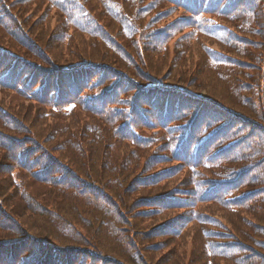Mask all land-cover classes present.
<instances>
[{
    "label": "trees",
    "instance_id": "obj_1",
    "mask_svg": "<svg viewBox=\"0 0 264 264\" xmlns=\"http://www.w3.org/2000/svg\"><path fill=\"white\" fill-rule=\"evenodd\" d=\"M86 1L26 0L25 2V0H13L12 7L8 0H0L2 28L7 29L8 34L15 38L22 50L29 51L35 57L45 58L48 61L45 64L33 61L27 55L15 51L13 47H7L0 39V92L9 89L17 96H19L17 92H20L22 94L19 97L26 99L25 101L30 104V107L26 109L18 106L17 113L24 118L17 117L19 118L17 123L11 127L12 132L15 129L22 137L26 135L27 137L24 138L26 142L23 139L13 138V144L5 141L2 143L1 137L10 135L0 131V150H5L7 147L6 153L0 152V158L3 154L13 152V161L15 162V158L18 160L13 168L16 172L15 176L22 183L23 191L20 196L23 199L16 202L14 213L20 216L26 224L29 216L39 215L45 220L43 227H47V230L38 228L41 233L43 231L46 233L45 237H38L14 216L0 215V228L9 229L10 233V237L0 238V264H88L89 257L104 263L110 262L107 258L111 257L113 264H120V260L115 257L116 252L121 253L119 240H117L118 243L113 239L109 240L108 245L102 247L103 242L98 243L99 232H97L92 237H95V243L102 250L97 246H87L88 240L83 239L84 232L80 229L86 216L80 217L79 221L76 220L80 211L79 201L84 195H89V198L93 196L94 187L85 182L89 179L105 186L121 202H126L125 192L122 190L119 192V188H114V186L124 185L123 182H129V185H132L135 181L133 177L138 172L136 170H140V167L141 170L147 167L144 161L142 164L145 165L139 166L137 160L141 159L139 153L142 149L146 150L148 144L153 143L150 135L152 132L145 134L143 126L153 123L150 118L152 107L157 115L162 114L163 122H170L176 117L178 121H188L187 125L190 123L184 136L181 137L182 148L180 144L177 147L175 145L176 149L173 153L175 157L187 163L196 159L193 154L189 153L191 149L195 150L194 153H198L197 160L206 162L207 156L212 152L210 150L214 149L212 156L218 157L226 150L233 152L237 146V143L227 144L226 138H222L224 131L231 126L228 123L210 135H207L209 129L202 124L206 116H216L218 113L211 114V112H220L221 108H224L222 105L215 102L212 97H207L208 100H197L193 93L186 91L183 87L163 84L151 77L148 83L137 81L129 72L132 67L131 62H133L131 58L139 53L145 58L144 54L151 48L160 59L163 60L167 54H170L174 61L180 53L188 54L194 51L191 45L201 46L197 52L202 58H207L209 67L213 71H208V73L215 76L219 82L228 80L234 84V80H230L232 75L229 71L235 76H240L241 72L228 67L225 62L232 64L231 55H224L225 53L220 52L215 45L232 50L237 55L246 54L250 58L247 64L255 66L254 61H259L261 54H264V43L259 46L258 42L253 40L257 32L255 27L257 13L247 7L257 6V12L262 11L264 16V0H103L101 4L92 0L91 3L95 7L99 6L101 12L103 7V12L107 17L116 26L118 25L117 33L125 35L126 41H132L136 45L137 50H133V54L121 39H117L110 33L109 27L104 26L95 18L89 6L85 4ZM29 2L34 3L33 7L27 6L26 3ZM126 2L131 4L127 8ZM46 9H50L51 15L57 17L54 23L55 32L61 28V23H58L60 13L64 16L65 26L70 27V29L63 27L71 31L70 35L62 37L67 41V49L75 33L86 34L89 36L88 41L90 37L92 40L97 39V45L102 47L103 54L97 55L91 51L89 52L90 60L82 62L79 59L78 64L75 65L68 63L65 58L59 59L57 52L55 56L48 54L43 46L29 35L21 17L22 12L27 11L31 14L41 11V16H43L47 12ZM149 13L150 15L157 14L160 18L167 14H175L176 17L172 18L169 24L161 23L155 27L153 22L156 21L151 18L144 19ZM7 18L10 20L8 21ZM227 23L231 24V27ZM237 32L246 33L250 39H240ZM95 44L93 42L91 46ZM246 44L250 46V49L245 48ZM258 48L261 51L257 54ZM57 50L60 51L59 48ZM116 68L120 69L116 70ZM133 68L135 71V66ZM256 77L252 75V84L256 83ZM235 85L241 90V85ZM236 88L233 87L232 91ZM127 95H130L128 101L125 99ZM183 100L187 101V105L182 104ZM194 102L198 103V108L201 109L196 119V111L192 113L196 106L191 112L186 108ZM252 102L255 104V101ZM183 108L188 112L183 113ZM2 112L13 120V115L9 110L0 108V114ZM21 112L26 114H20ZM229 113L234 115L229 116L231 123L235 119H240L238 114L232 111ZM140 129L143 130L140 131ZM38 138L44 141L40 142ZM50 138L54 139L57 147H53L55 151L49 150L58 157L50 154L40 144L47 143ZM200 139L202 140L199 141ZM133 142L139 143V146L132 147L137 156L136 161H133L137 163V167L132 166V171L127 172L122 165L115 163V157L122 156V164H124L127 156L123 153L125 149L133 153L130 149L132 144L135 145ZM196 142L198 144L195 146ZM258 146L253 157L255 160L264 155L263 148L260 144ZM21 148L25 149L19 151ZM256 164L260 165L258 161ZM251 170L253 168L237 169L227 181L224 179L211 180L203 181L201 184L203 186L201 191L204 195L199 203L202 206L206 203L208 205L216 203L224 205L231 213L240 214L247 211L243 213L249 217L247 223H241L245 220L244 217H239L231 225L227 222L235 233L241 235V240L243 236L247 239L251 236L261 238L259 234L264 236V226L258 224H264V188L262 190L250 189L253 188L251 185L257 181L254 179L253 183L248 185L246 176ZM22 174L28 177V186L21 178ZM118 178L119 180L121 178L120 183ZM135 178L140 182L137 188L141 191L156 186L158 182L157 173L148 177L135 176ZM72 181L74 183L70 185ZM83 182L87 185L80 184ZM35 184L41 189L37 191ZM28 189L31 193L29 197L26 196ZM225 189L230 191L216 199L218 193ZM169 190L171 191L155 192L145 197L146 199L142 198V202L149 208L165 203L164 210H182L183 212L191 211L197 204L196 199L192 205L186 202H192L193 191L181 189L178 193V185L173 182ZM100 192L107 195V192ZM175 194L186 196V198L177 197ZM250 197L254 198L256 203L254 207L252 204L248 208L249 206L245 207V204ZM88 200L93 210L91 215H87L88 217L97 219L102 213L108 215L103 210H99L97 204L91 202L92 199ZM140 200L141 197L133 204H137ZM228 202L232 206L227 207ZM82 205L84 207L85 203ZM21 209L24 212H21ZM207 216L199 219L201 233L199 231L198 233L201 234L202 245L199 252L194 253L192 259L189 260V264H224L225 259H237L238 264H264V259L258 261L253 257H243L240 243L246 244L241 241L240 243L226 242L218 238L221 237L219 233L208 231L206 227L213 225L216 219L214 218L211 222ZM7 218L12 219L23 235L13 236L11 226L6 224ZM145 218L147 219L144 224L145 232L142 235L137 231L133 232L134 237L139 235L141 239L133 240L131 234L128 237L129 242L123 243L126 249L131 248L127 249L128 258L125 259L131 264H165L166 260L163 261L167 258L165 254L156 258V252L166 250L171 246L170 257L174 258L173 264H186L188 258L185 255L188 252V244L185 239H180L188 229L187 227L193 225L192 219L187 220L182 215L176 214L172 221L156 227L155 229L160 231L162 236L175 239L179 236L178 241L171 243L170 246L161 247L149 245L148 240L151 235L146 226H151L152 218L149 216ZM130 221L129 218L128 222ZM89 222L92 226L91 219ZM137 224L140 223L135 222L131 226L136 228ZM27 225L34 232V226ZM251 228L254 229V233H251ZM246 229L250 230L248 235L244 232ZM91 230L97 231L93 228ZM112 230L117 231L116 228ZM262 244L264 248V243ZM156 247L159 250L153 251ZM107 250H111L113 255H109ZM218 258L222 262L218 261Z\"/></svg>",
    "mask_w": 264,
    "mask_h": 264
},
{
    "label": "rangeland",
    "instance_id": "obj_2",
    "mask_svg": "<svg viewBox=\"0 0 264 264\" xmlns=\"http://www.w3.org/2000/svg\"><path fill=\"white\" fill-rule=\"evenodd\" d=\"M91 1L92 0H87L85 4L89 6L95 18H97L100 23L104 26L109 27L111 31L110 33H112L117 39H121L122 42L127 45L129 51H131L130 53L133 54V50H137L136 45L133 44L132 41H126L125 39L127 38L125 37V35L118 34V25L116 26L115 23L107 17L106 13L103 12V7L101 12L100 7H95L91 3ZM8 2L11 3V6L13 7V0H8ZM96 3L101 4L103 3V0H96ZM26 4H28V7H33L34 5L33 2H29ZM130 5V2H126L125 4L126 8ZM247 8L252 9L257 13V21L255 25L257 32L256 36L253 37V40L255 42H258V45L260 46L264 43V16L262 14V11L257 12V6H248ZM48 10L44 13L43 16H41V11H37L34 14H31L29 11H27L22 12L21 15L22 19L24 20V28L27 30V32L32 38L37 40V42L43 46L44 50L48 54L55 56L57 52L59 54V59L65 58L68 63H71L73 65L78 64L77 61L79 59H81L82 62L90 60L89 52L91 51L95 52L97 55L103 54L102 47L100 45H97V39L92 40L90 37L88 41L87 38L89 36H86V34L80 35L75 33V36L73 37V40L71 41V44L67 49V41L63 40L62 37L71 34V31L68 30L70 29V27H68V25L65 26L64 16L60 13V16L58 15V23H61V28L55 32L54 23L57 21V17H55V15H51L52 12H50V9ZM178 15H180V13ZM175 17V14H167L160 18L157 14L152 13L150 15L149 13L147 16H145L144 19L151 18L153 21H156L153 22L156 27L158 24L161 23H171ZM7 20L9 21L10 19L7 18ZM227 24L231 27V24ZM2 25H0V39H2L3 44H5L7 47H13L15 51L27 55V57L31 58L33 61L42 64L48 62L45 58H37L31 52L22 50L19 44L16 42L15 38H12L8 34L7 29H4V27L2 28ZM63 27H67L68 29H63ZM237 33L240 39H250L246 33ZM39 39H41L42 43L39 42ZM93 42L96 43L95 46H91ZM246 45L247 46L245 48L250 49V46L248 44ZM190 47L193 48L194 51L188 54L180 53L174 61L172 60L170 54H167L165 59H160L158 54L156 52H152L153 50L150 48L149 52H146V54H144L145 58H143L140 53L134 55V58H131L133 62H131L132 67L129 72L133 75L134 79L140 81L141 83H148L149 81H151L152 78L157 79L163 84L183 87V89H185L186 91H189L190 93H193L197 96L212 97L215 102L222 105V107L226 109L223 110L221 108V111L218 114L217 112H211V114H217L216 116L212 117L208 115L205 117L202 124L207 129H209L207 135L216 132V129H218L219 127L221 128L222 126H226L228 123L229 126H231L228 127L226 131H224L222 138H226L227 144L237 143V146L233 152H229L228 150H226L222 155L218 157L212 156L214 149L210 150L212 152H210V155L207 156L208 160L206 162L197 160L198 153H194L195 150L191 149L189 153L193 154L196 159H192L191 162L187 163V161L181 160L179 157H175L173 153L176 149L174 148L175 145V147H177L180 144L182 148L183 144L181 137L184 136L186 129L190 125V123L189 125H187L188 121H178L176 120V117H174L170 122H163V120L161 119L162 114L157 115L155 109L153 107L151 108L152 112L150 118L153 123H151L150 125L144 124L143 126L145 134L148 132H152L150 133V135L151 138H153V143L148 144V148L146 150L142 149V151L139 153V157L141 159L137 160L139 166L145 165L142 164V161H144L146 162L147 167H143L142 170L140 167V170H136L138 172L133 177L135 181L134 183H132V185H129V182H123L124 185H117V187L114 186V188H119V192L120 190L125 192L126 202H121V200L105 186L96 184L95 182L90 181L89 179H87V181L85 182L91 184L94 187V193H92L93 196L92 198H89V195H84L80 198L79 201L80 211L78 212L79 217H77L76 220L79 221L80 217L86 216V219L83 220L81 223L80 229L84 232L83 239L88 240V243H86L87 246H97L102 250V248L95 243V237H92L93 235H96L97 232H99L98 243L101 244L103 242L101 245L102 247L108 245L107 241L109 243V240L111 241L113 239L117 243V240H119L121 242V246L119 243L118 245L121 250V253H118L116 251L114 252H116L115 257L120 260V264H131L125 259L128 258L127 249L130 250L131 248L128 247L126 249L123 243L129 242L128 237L131 234L133 240L141 239V236L139 235L138 237H134L133 232L137 231L141 235L143 232H145L144 229L146 228H144V224L147 221V219L145 218L147 216L154 219L150 220L151 226H146L147 231H149L151 235L150 239L148 240L149 245H159L163 247V245L170 246L171 243L178 241L179 236L177 237V239H175L174 237L168 238L167 236H162V234H160V231L155 229L156 227L162 226L161 224L164 225V223L172 221L176 214L182 215V217L187 220L192 219L193 222V225L187 227L188 229L185 231V233L180 239H185L188 244V252L185 255V257L188 258L186 264H189V260L192 259L194 253L199 252V248L202 245V237L200 234L201 226L199 225V219L202 216L206 215H208L207 217L208 219H210L209 221L211 222H213L214 218L216 219V221L212 223L213 225H209L206 227L208 231L219 233L221 237L218 238H222L223 241H241L242 243L246 244L242 245L239 242L240 248L243 250V257H253L256 258L258 261L264 259V248L262 244L264 243V236L259 234L261 238L257 236H251L248 239L243 236V240H241V235L239 233H235L232 228H230V226L228 225V223L231 225L235 220H238L239 217L245 218V220H243L241 223H247L249 217L243 214L247 211H243L240 214L231 213L230 211L226 210L227 208L224 205L221 204L211 203L208 205V203H206L202 206V204L199 203L200 201H202V197L204 195L201 191L203 187L201 184L203 183V181H220L222 179L227 181L232 177L233 174H235L234 171L237 169L249 170L253 168V170H251L246 176L248 185L252 184L254 179H257L255 184L251 185L253 186V188L250 189L262 190L264 188V155L262 158H257L256 160L253 158L255 155V151L259 148V144L261 145L264 151V54H261V57L263 58L260 57L259 61H254L253 64L255 66H253L247 64V62L250 61V58L246 54L237 55L232 50H228L219 45H215V48L220 50V52L225 53L224 55H231L230 61L232 62V64L229 62H225L228 67L234 68L233 70L241 72L240 76H235L231 73V71H229V73L232 75V78L230 80H234L233 84L230 83L228 80H226V82L217 81V79H215V76H212L208 73V71H213L211 70V67H209V62L207 58H202L201 54L197 52V50L201 46L198 47L191 45ZM57 48H59L60 51L57 50ZM260 48L256 50L257 54L259 53V51H261ZM124 56H126V54ZM134 66L135 71L133 68ZM117 69L120 68H116V70ZM252 75L257 76L255 78L257 81L253 84ZM228 84L230 85L228 86ZM235 84L241 85V90L236 88ZM251 84L253 85L252 87ZM244 86L246 87L245 89ZM233 87L236 89L232 91ZM0 93H2L0 95V108L6 111L9 110L13 115L12 120L11 117L8 115L6 116L4 112L0 114V131H2L6 135H10L8 137H1V142L3 143L5 141L13 144V138H19L24 140V138L27 136L25 135L24 137H22V135L18 133L15 129H13L12 132L11 127L17 123L19 118H24V116H19V114L17 113L18 106H21L26 109L30 107L29 102L25 101L26 99L23 100L20 98V95L22 94L20 92H17L20 97L9 89H4ZM125 99H127L128 101L130 99V95H127ZM255 99L260 100L261 102L259 103ZM252 101H255V104ZM182 104L187 105V101L183 100ZM194 107L195 110L192 112L194 113L198 108V103L194 102L191 106H187L186 108L191 112ZM183 109V113L188 112V110H185V108ZM229 111L238 114V117H240V119H235L231 123V121H229V116L234 115L230 114ZM20 114L25 115L26 113L21 112ZM142 130L143 129H140V131ZM202 139H200L199 141H201ZM38 140L40 142L44 141L41 138H38ZM198 142L194 143L195 146L198 144ZM40 144L45 148V150L49 151L50 154L57 156V154L53 153V151H55L53 147H57V144L53 138H50L47 143ZM134 144L135 145L132 144L130 146V149L131 151H133V153H130V151L125 149L123 155L127 156V161L124 162V164H122V156L117 155V157H115V163L118 165H122V168L127 172L132 171V166L137 167V163L133 162L136 161L137 156L134 150H132V147L139 146V143L136 142ZM195 146L193 145V149ZM6 148L7 147H5V150L7 151ZM137 148L140 149V147ZM24 149L25 148H21L19 149V151H22ZM49 149H52L53 151H50ZM5 150L1 149L0 152L3 151L4 153H6ZM39 151L41 152V150ZM178 151L179 149L176 150L177 153ZM17 161L18 160L16 158L15 162L13 161V152H8L6 155L3 154L0 158V210H2L0 211V215L10 214L19 221H22L23 225L27 229H29L34 235L38 237H45L46 233L44 231L41 233V231L39 230H47V227H43V222L45 220L42 217L36 214L29 216L27 224H31L32 226H34L33 232L31 227H29L25 222H23V219H21L20 216L14 213L16 208V202L19 201V199H23L20 196L22 195L21 191H23L21 186L22 183L15 176L16 172L13 168ZM256 161H258L260 165L256 164ZM193 162H196L197 164H194ZM257 165H259L258 169H256ZM154 173H157L158 176L157 185L149 188L146 191L139 190L137 188V185H139L140 182L138 179L135 178V176L148 177L149 175H152ZM21 178L24 179L26 186H28V177L22 174ZM117 180H119V178ZM120 181L121 178L119 180V183ZM85 182L80 184L85 186L87 185L84 184ZM172 182L178 185V193L179 191H181V189L183 191H193V196L191 198L192 202L186 201L192 205L195 203L194 200L196 199L195 201L197 202V204L193 206L194 208H192L191 211L183 212L182 210H164L163 207H165V203H161L158 207L155 208H149L144 204V202H142V198L151 196L155 192L161 193V191H171L169 189L171 188ZM72 183H74V181H72L70 185H72ZM204 186L207 187V185ZM33 189L36 192V189L38 191L41 188L36 185V189ZM227 190L228 189H225L222 192L218 193L215 198L219 199L217 197H220L230 191ZM100 191L107 192V195H103ZM26 196H31L29 189L28 193H26ZM119 196L123 197L124 195ZM175 196L186 198V196L178 194H175ZM140 197L141 200L137 204H133L134 201H137L138 199H140ZM88 199H92L91 202H95L98 206V209L103 210V212L106 214L108 213V215L102 213L97 217V219L88 217L87 215H91L93 212ZM71 200H73V198H71ZM82 203H85L84 207ZM246 203L247 204H245V207H248L252 204H254L252 206L254 207L256 200L250 197L249 199H247ZM226 206L230 207L232 206V204L228 202ZM130 207H132L131 210ZM248 208H250V206ZM21 212L24 211L21 209ZM20 215H22V213ZM129 218L131 220L130 222H128ZM89 219H91L92 221V226H90ZM6 221V224L10 225L12 228L10 230H12L13 236L23 235L13 223L11 218H7ZM135 222H139L140 224H137L138 226L136 228H133L131 225ZM155 224H158V226H155ZM258 224L260 226H264V224L262 223ZM99 227L100 231H98ZM92 228L96 229L97 231H92ZM112 228H116L117 231H113ZM120 229H122L121 232ZM258 230L260 231V229ZM8 231L9 229L3 227L0 228V238L10 237V233ZM198 231L200 233H198ZM244 232L248 235L250 233V230L246 229ZM252 232L254 233L253 228H251V233ZM36 233H38L39 235H37ZM155 249L156 250L153 251L159 250L157 249V247ZM171 249L172 248L170 246V248L166 250L156 252V258L165 254V256L167 257L166 259H163V261L166 260L165 264H173L174 258L170 257ZM107 252L109 255H113L111 250H107ZM107 259L110 262L104 263L89 257L88 264H113V262H111L113 258L109 257ZM218 261H220L219 258ZM220 262H222V260ZM238 262L239 261L237 259L224 260V264H238Z\"/></svg>",
    "mask_w": 264,
    "mask_h": 264
}]
</instances>
